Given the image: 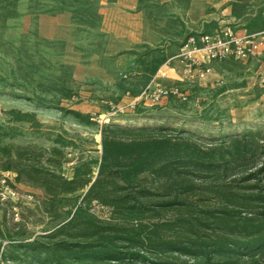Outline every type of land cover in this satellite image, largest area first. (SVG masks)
<instances>
[{"label":"rangeland","instance_id":"374dc122","mask_svg":"<svg viewBox=\"0 0 264 264\" xmlns=\"http://www.w3.org/2000/svg\"><path fill=\"white\" fill-rule=\"evenodd\" d=\"M98 6L96 0H0V146L10 149L0 154V167H13L0 168V264H30L17 243L49 234L76 211L97 175L104 125L185 138L204 149L246 144L247 158L235 157L222 175L191 173V195L201 207H217L221 189H264V91L243 104L241 97L251 94L216 98V90L198 86L187 101L128 107L140 93L110 71L115 61L101 59L113 42L99 30ZM78 105L95 108L90 123L72 114ZM76 169L85 175L75 185L85 188L63 194L57 177L73 179ZM90 211L111 219L98 203Z\"/></svg>","mask_w":264,"mask_h":264},{"label":"trees","instance_id":"16d2710c","mask_svg":"<svg viewBox=\"0 0 264 264\" xmlns=\"http://www.w3.org/2000/svg\"><path fill=\"white\" fill-rule=\"evenodd\" d=\"M72 114L90 123L89 116ZM100 134L97 175L76 211L49 234L17 243L30 264H179L184 258L264 264V189H221L214 208L201 207L191 195L192 172L222 175L235 157L247 158L246 144L204 149L185 138L114 124ZM9 151L0 146L1 155ZM84 175L76 169L73 179L53 176L66 186L63 194H73L85 188L75 185ZM93 203L109 209L111 219L93 214Z\"/></svg>","mask_w":264,"mask_h":264},{"label":"crops","instance_id":"0c3cea01","mask_svg":"<svg viewBox=\"0 0 264 264\" xmlns=\"http://www.w3.org/2000/svg\"><path fill=\"white\" fill-rule=\"evenodd\" d=\"M100 32L113 44L101 57L115 61L110 71L120 74L136 95L154 79L192 93L216 90V98L238 91H264V49L249 60L213 61V72L197 85L182 81L180 48L190 35L211 34L229 25L236 34L258 33L263 28L264 0H96ZM165 73V78L161 77ZM133 74L125 78V75ZM263 78V81L260 80ZM215 98V99H216ZM243 98V104L256 97ZM163 101V104L170 100ZM93 107L73 110L86 116Z\"/></svg>","mask_w":264,"mask_h":264},{"label":"built area","instance_id":"2783aa9c","mask_svg":"<svg viewBox=\"0 0 264 264\" xmlns=\"http://www.w3.org/2000/svg\"><path fill=\"white\" fill-rule=\"evenodd\" d=\"M262 49H264V19L263 28L258 33L238 35L231 26L226 25L219 27L211 34L190 35L182 44L178 56L183 67L182 81L184 83L203 81L213 72L209 66L213 61L233 58L244 62ZM131 75L133 74L124 77L127 78ZM161 77L165 78L164 72H161ZM170 98L187 101L189 92L179 86L163 85L154 79L137 97L130 101L128 107L135 108L143 104L152 108ZM5 193L15 194L8 188Z\"/></svg>","mask_w":264,"mask_h":264}]
</instances>
